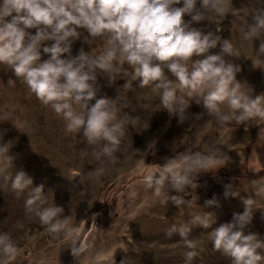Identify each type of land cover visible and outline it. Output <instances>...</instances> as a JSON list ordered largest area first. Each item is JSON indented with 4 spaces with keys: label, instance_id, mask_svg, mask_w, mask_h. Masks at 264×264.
<instances>
[{
    "label": "clouds",
    "instance_id": "obj_1",
    "mask_svg": "<svg viewBox=\"0 0 264 264\" xmlns=\"http://www.w3.org/2000/svg\"><path fill=\"white\" fill-rule=\"evenodd\" d=\"M230 3L231 0H2L0 65L15 76L8 80L9 86H14L17 80L26 85L31 94L64 120L68 133H82L89 146L99 145L92 152L97 161L114 163L126 129L139 117L121 115L117 98H98V75L111 86L125 64L132 69L138 86H150L158 93L163 110L177 116L180 123L186 119L192 101L202 104L219 124L233 119L238 124L264 120V93L255 94L252 86L238 81L240 66L225 60L226 56L241 57L239 49L216 34L221 30L219 27L215 32L205 33L193 26L205 20L212 22L214 15H224ZM252 16L255 23L243 30V40L261 41L251 60L255 68L264 69V8L254 9ZM31 29H35V34ZM78 29L86 30L84 42L88 45L102 39L98 54L81 48L77 55H72L73 43L82 35ZM46 41L53 43L44 46ZM218 45L220 52L210 54ZM42 52L47 59L42 60ZM131 86L132 81H126L125 87ZM9 119L5 115L0 117V122ZM11 123L19 130L24 126L15 120ZM258 140H264V130L259 131ZM12 147V141L0 143V181L3 182L0 187L9 188L17 199L27 193L26 211L34 213L49 232L63 231L64 239L71 241V254L79 264H84L81 257L88 247L78 242L79 230L55 219L63 214L64 208L45 207L48 204L45 185L34 186L33 177L23 169L14 175L10 171L15 159L10 155ZM252 153L257 155L255 149ZM221 163L215 150L207 153L186 150L167 159L155 171L151 167L141 168L143 187L156 196L166 187L180 193L188 186L197 185L195 181L200 173L216 171ZM251 183L256 194L264 196V177ZM232 189V184L225 185L224 196L240 197V192ZM130 195L134 196L135 192ZM169 199L177 208L186 203L183 196H170L169 191L161 202ZM240 199L244 211L234 213L231 222L213 229V250L229 258L231 264H264V240L256 233L245 232L252 223L256 201L252 197ZM205 206H218V201L214 197ZM212 223L209 212L166 229V236L178 234L186 241L185 264H192L199 255L188 239L191 225L208 229ZM16 251L12 238L0 234V264H8Z\"/></svg>",
    "mask_w": 264,
    "mask_h": 264
},
{
    "label": "rangeland",
    "instance_id": "obj_2",
    "mask_svg": "<svg viewBox=\"0 0 264 264\" xmlns=\"http://www.w3.org/2000/svg\"><path fill=\"white\" fill-rule=\"evenodd\" d=\"M258 8H264V0H231L224 15H214L212 22L205 20L193 25L207 33L222 22L233 24L231 32L221 38L230 40L241 57L226 56L225 60L240 66L236 79L252 86L255 94L264 93V69L255 68L251 60L261 41H244L243 30L255 23L252 15ZM30 31L35 34V29ZM78 31L82 35L74 41L72 55H77L81 48L98 54L102 39L88 45L84 42L86 30ZM52 43L46 41L44 46ZM211 50L212 54H218L220 46ZM41 58L48 56L42 52ZM9 79L15 76L0 65V117L10 118L9 122H0V143L13 142L10 155L15 159L10 171L14 175L23 169L33 177L34 186L45 185L48 199L45 207L64 208L63 214L55 219L79 230L78 242L88 247L81 257L84 264H121L122 261L124 264H185L186 241L178 234L168 237L165 231L172 224L179 226L209 212L213 223L208 229L191 225L188 239L199 252L192 264H231L229 258L213 250L212 232L219 224L231 222L234 213L244 211L240 197H252L256 201L246 234L256 233L264 240V196L257 195L251 183L264 177V140H258L264 120L238 124L233 119L219 124L198 104L180 137L178 151L160 161L149 162L148 148L166 128L170 115L163 110L159 94L150 86L140 88L132 77V69L125 64L111 86L98 75V98H117L121 115L127 113L139 119L126 129L121 150L116 153L117 160L101 163L92 156L99 145L89 146L82 133H68L64 120L50 106L41 103L19 80L9 86ZM126 81H132L131 88L125 87ZM13 120L24 126L17 129L11 123ZM254 148L260 159L253 167L248 158ZM210 149L215 150L222 163L216 171L200 173L195 181L197 185L188 186L180 193L166 187L160 196L143 187L141 168L151 167L155 171L167 159L186 150L207 153ZM228 184L240 192V197L224 196ZM168 191L170 196H183L186 203L179 208L170 199L162 203ZM132 192L134 196L130 195ZM214 197L218 206L206 207L205 202ZM26 198L27 193L17 199L9 188L0 187V234H8L17 249L8 264H79L71 254V241L64 239V232H49L34 213L26 211Z\"/></svg>",
    "mask_w": 264,
    "mask_h": 264
},
{
    "label": "crops",
    "instance_id": "obj_3",
    "mask_svg": "<svg viewBox=\"0 0 264 264\" xmlns=\"http://www.w3.org/2000/svg\"><path fill=\"white\" fill-rule=\"evenodd\" d=\"M226 27H228L226 33L223 35L225 36L229 31L231 32V28H233L232 23H224ZM222 36V37H223ZM210 53L212 54V50H210ZM198 104L195 101H192L190 107L186 110V119L183 123L179 122V119L177 116H170L169 122L166 128L163 130V132L152 142L154 144V147L152 149H148L147 156L149 162H154L155 160L160 161V159L171 155L173 153H176L178 151V148L181 144V135L186 130V127H188V122L192 119L194 116V113L196 112V106ZM151 144V145H152ZM150 145V147H151ZM258 146L260 143L257 144ZM149 147V148H150ZM255 149V148H254ZM258 149V148H256ZM253 152V151H252ZM259 153V152H258ZM252 155V156H251ZM251 157L248 158L249 164H252L251 166H256L259 163V156L256 155V157L251 153ZM258 159L257 162L254 161V159ZM47 241L50 240L49 237L46 238Z\"/></svg>",
    "mask_w": 264,
    "mask_h": 264
},
{
    "label": "built area",
    "instance_id": "obj_4",
    "mask_svg": "<svg viewBox=\"0 0 264 264\" xmlns=\"http://www.w3.org/2000/svg\"><path fill=\"white\" fill-rule=\"evenodd\" d=\"M217 27H219L221 30H220L219 32H217L216 34L219 35L220 37H222V36L226 33L228 27H226V25H223V24H222V25H218V26H216V27L213 29V32L216 31V28H217Z\"/></svg>",
    "mask_w": 264,
    "mask_h": 264
}]
</instances>
